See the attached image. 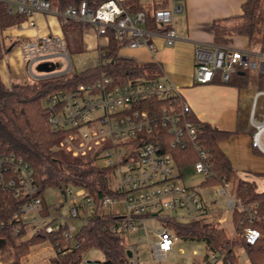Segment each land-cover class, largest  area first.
I'll list each match as a JSON object with an SVG mask.
<instances>
[{
	"label": "built area",
	"instance_id": "2783aa9c",
	"mask_svg": "<svg viewBox=\"0 0 264 264\" xmlns=\"http://www.w3.org/2000/svg\"><path fill=\"white\" fill-rule=\"evenodd\" d=\"M0 1L6 4L10 14L27 17L36 12L54 14L61 26L81 22L91 26L99 36L112 29L119 38L127 39L126 44L130 48L142 46L153 51L152 32L160 33L167 45L178 39L174 15L182 12L184 0H167L166 7L150 8L156 30L145 27L144 11L126 12L123 6L126 0H102L94 8L83 0L62 9L52 6L49 0ZM64 47L63 35L49 32L21 43V56L31 67L38 56L49 53L66 55ZM260 61L264 62L262 51L253 52L229 45H196L193 79L197 83H208L217 76L221 83H225L238 68H261ZM165 99L167 104L159 108L152 102ZM258 100L261 101V111L257 110ZM45 106L49 111L51 130L65 131L58 147L73 156L93 153L100 167L110 169L108 188L115 195L104 196L95 209L82 187L65 185L60 189L64 198L72 200L73 194L79 201L69 206L65 215L44 213L30 165L14 153L0 152V190L9 191L21 200L13 216L15 222L8 221L14 234L23 225L29 234L62 229L65 238H72L78 229L72 220L84 222L97 210L101 215L111 216L107 229L124 237L126 252H129L127 264H161L170 258L173 251L177 256L183 255L182 250L176 247L181 238L167 224L169 219L188 221L215 217L216 225L222 227L229 217L232 221L233 212H238L243 215L242 221L254 223L264 220L259 204L243 202L234 192L231 193L229 181L210 186L213 196H224L223 206L219 208H216L217 198L206 201L195 188L178 182L179 168L171 154L164 150L162 135L171 138L168 142L171 148L183 149L192 143L197 151L192 169L203 173L205 178L212 174V162L208 152L197 141L195 124L188 116L191 113L189 105L182 101L173 84L151 78H136L117 84L103 74L96 81L80 82L74 88L49 94ZM249 122L252 126L250 144L264 153V86L252 96ZM174 210L180 214H160ZM154 223L157 226L154 227ZM231 224L232 234L237 235L238 242L230 239L229 246L206 248L203 254L192 252L190 256L199 257L206 264H241L238 252H245L243 242H254L260 233L255 226L237 230L233 222ZM144 242L146 248L140 245ZM248 263L251 264L249 260ZM78 264H98V260L83 256Z\"/></svg>",
	"mask_w": 264,
	"mask_h": 264
},
{
	"label": "trees",
	"instance_id": "16d2710c",
	"mask_svg": "<svg viewBox=\"0 0 264 264\" xmlns=\"http://www.w3.org/2000/svg\"><path fill=\"white\" fill-rule=\"evenodd\" d=\"M52 6L62 9L68 4H78L83 0H49ZM94 8L102 0H85ZM262 0H244L241 3V12L213 19L209 23L213 43L229 45L236 36L245 37L249 45L256 43L260 51L264 52V22L259 37L255 39V28ZM154 5L153 7H166ZM125 11L134 13L144 11L146 14L145 27L156 30L157 26L141 0H126L123 2ZM26 18L24 14H10L6 4L0 1V59L6 54L8 46L5 45L3 31L21 23ZM87 26L81 22H70L62 25L63 34L74 32L79 37L83 28ZM103 42L97 45L99 62L96 65L75 71L66 72L56 76L45 77L33 83H12L5 85L0 78V152L14 153L26 161L33 171L38 193L42 199V209L48 213L44 198L47 187L61 189L65 185L82 187L85 195L93 201L97 208L99 201L106 195H115L108 188L110 182V169L100 167L95 161V155L88 153L84 156H73L64 148L58 147L59 140L65 131L51 130L45 106L46 97L59 90L74 88L78 83L96 81L103 74L109 76L113 83L123 84L136 78L160 79V67L153 62L139 63L133 59L118 55L119 48L127 43L126 38H119L112 29L102 34ZM105 60V61H104ZM249 69L238 68L224 84L241 88L246 85ZM259 88L264 86V72H259ZM215 82H220L216 76ZM175 102L178 100L175 99ZM156 108L166 105L168 100H153ZM189 119L195 124L197 141L209 154L212 162V174L206 177L202 186H213L230 181L232 166L226 155L219 147V142L228 136V132L220 130L206 121L197 119L192 113ZM164 136V137H163ZM152 139V137H149ZM167 135H162L161 143L164 150L169 152L177 168L192 164L197 159V151L188 143L185 148H171ZM163 141V142H162ZM264 176V174H262ZM234 193L243 202H257L264 213V189L257 190L252 181L238 179ZM20 199L14 197L9 191L0 190V260L6 264H19L22 256L29 253L32 246L43 241L52 245L54 255L49 258L51 264H78L83 255L92 248L103 253V259L98 264H127V252L124 237L107 229L111 219L110 215H101L97 210L79 226L72 238H65L62 229L52 232L27 233L22 225L20 231L14 234L12 224ZM243 215L232 213V222L237 230L244 226H255L259 230V237L251 243L243 242L245 252L251 264L264 262V220L249 223L242 221ZM13 222V221H12ZM15 222V220H14ZM170 228L181 239L197 240L206 245L208 249H217L229 244L225 230L217 226L215 217L212 219H192L188 221L167 220Z\"/></svg>",
	"mask_w": 264,
	"mask_h": 264
},
{
	"label": "crops",
	"instance_id": "0c3cea01",
	"mask_svg": "<svg viewBox=\"0 0 264 264\" xmlns=\"http://www.w3.org/2000/svg\"><path fill=\"white\" fill-rule=\"evenodd\" d=\"M243 1L184 0L183 10L180 12L181 21H178L177 13L174 15L178 39L173 44H165L160 33L152 32L150 41L155 45L153 51L142 46L130 48L124 44L119 48L118 55L139 63H156L161 70L160 78L178 89L182 101L189 105L191 113L197 119L229 133L219 142V147L230 161L236 181L242 179L256 184V177H260L262 187L257 190H262L264 189L262 175L264 174V153L250 144L252 126L249 122V111L252 96L259 89L258 74L263 72L264 62H259L261 68L249 69L247 83L241 88L215 81L197 83L193 79L194 47L214 44L209 23L213 19L240 13ZM155 4L161 3L151 0V7ZM165 4L167 6V3ZM49 15L55 17L54 14L36 12L31 17L26 16L21 23L3 31L4 42L8 49L0 59V78L5 85L26 82V77L21 70L22 61H25L21 56V43L46 32H57V26L50 19H46ZM19 39L24 40L20 42L17 49L15 45ZM99 43L97 40V45ZM233 47L253 52L260 51L259 46L255 50L251 49L248 40L242 36L234 37ZM56 55L60 54L49 53L33 60L31 66L34 63L40 64L43 74H34L27 63L32 78L57 74L52 73V67L48 63L50 58Z\"/></svg>",
	"mask_w": 264,
	"mask_h": 264
},
{
	"label": "rangeland",
	"instance_id": "374dc122",
	"mask_svg": "<svg viewBox=\"0 0 264 264\" xmlns=\"http://www.w3.org/2000/svg\"><path fill=\"white\" fill-rule=\"evenodd\" d=\"M158 1V3H161L162 5H165L168 1L167 0H154ZM143 6L149 10L151 8V0H141ZM156 6H161L160 4ZM41 13V12H40ZM181 13H177V19L180 22L181 21ZM47 20L50 19V21L57 26V32H51L54 35H63L65 40V47L64 50L67 51L66 55H56L52 56L48 63L50 64L52 73H57L52 76L60 75L66 72L72 73L77 72L82 69L91 67L93 65L98 64L99 62V51L97 50V40L101 43L103 42V37L99 36L96 31L91 26H85L82 30V34L79 37L74 32H66L62 33L61 25L59 23L58 18L55 16H47ZM57 20V22H56ZM55 22V23H54ZM264 22V0H262L258 19L256 23L255 28V39L259 37V34L262 30ZM51 23V24H52ZM58 23V24H57ZM60 29H59V27ZM49 32L43 33L38 36H44ZM32 39V38H31ZM24 39H19L18 43L15 45V47L18 49L20 42ZM234 39L231 43H229V46H233ZM250 48L255 50L257 48L256 43H252L250 45ZM21 70L26 77L27 83H33L38 82V80L43 79L45 77H39V78H32L33 76L29 72L27 62L22 61ZM31 71L34 74H43L41 72L40 64L34 63L31 66ZM161 77V76H160ZM161 79V78H160ZM261 101L258 100L257 110L261 111L262 108L260 107ZM262 143L264 145V134L262 136ZM179 172V178L178 182L181 184H184L186 186H190L192 188H195L200 195L207 201L211 200L213 198H217L218 202L216 205V208L222 207L224 203V196L218 195L217 197L212 195V188L210 186H202L201 182L205 179V176L203 173L196 172L192 169V165H187L185 167H182L178 169ZM256 189L261 188L262 185L260 183V177H256ZM236 184V179L234 178V174L232 172V175L230 177L229 181V191L231 193L234 192ZM44 198L46 205L48 207L49 213L51 215H65L69 209V206H71L74 202L79 201V198L74 196L72 194V200H68L64 198V195L62 191L55 187H47L44 191ZM88 210V209H87ZM91 208H89L90 212ZM85 213L82 212V215ZM161 215H170V216H178L180 214V211H165L160 213ZM179 221H184L182 219H179ZM73 223H75L76 229L79 228V226L82 224L81 219H73ZM232 221L230 220V217L227 219V221L223 224L222 228L225 230L227 237L229 240L231 239L233 242H238V237L233 233V227H232ZM157 226V223H154V227ZM148 229L150 230L149 226ZM151 235V234H149ZM238 239V240H237ZM140 245L143 248H146V243H140ZM178 250H182V256H177L176 252L173 251L170 255V258L166 261H164L161 264H206L205 260L200 259L199 257H191L190 255L192 252H195L197 255H201L206 251V247L204 244L197 240H184L181 239L177 245ZM239 253V261L241 264H249L248 263V256L247 254L243 252ZM54 255V250L52 248V245L48 241H43L42 243L32 246L29 253L22 256V258L19 261V264H51L49 258ZM83 256L85 258L89 257L95 260H102L103 259V253L96 248L89 249ZM2 264H6L3 260H0Z\"/></svg>",
	"mask_w": 264,
	"mask_h": 264
},
{
	"label": "water",
	"instance_id": "95a60500",
	"mask_svg": "<svg viewBox=\"0 0 264 264\" xmlns=\"http://www.w3.org/2000/svg\"><path fill=\"white\" fill-rule=\"evenodd\" d=\"M127 254H129V252L127 251Z\"/></svg>",
	"mask_w": 264,
	"mask_h": 264
},
{
	"label": "bare ground",
	"instance_id": "6f19581e",
	"mask_svg": "<svg viewBox=\"0 0 264 264\" xmlns=\"http://www.w3.org/2000/svg\"><path fill=\"white\" fill-rule=\"evenodd\" d=\"M1 264V263H0Z\"/></svg>",
	"mask_w": 264,
	"mask_h": 264
}]
</instances>
